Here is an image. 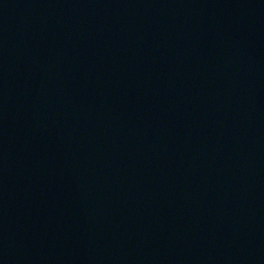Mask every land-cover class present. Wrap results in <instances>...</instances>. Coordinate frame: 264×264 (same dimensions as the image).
Segmentation results:
<instances>
[{"label": "water", "instance_id": "obj_1", "mask_svg": "<svg viewBox=\"0 0 264 264\" xmlns=\"http://www.w3.org/2000/svg\"><path fill=\"white\" fill-rule=\"evenodd\" d=\"M0 264H264V0H0Z\"/></svg>", "mask_w": 264, "mask_h": 264}]
</instances>
